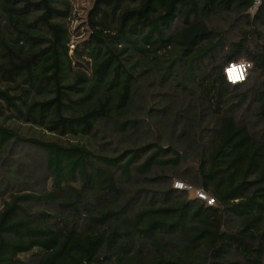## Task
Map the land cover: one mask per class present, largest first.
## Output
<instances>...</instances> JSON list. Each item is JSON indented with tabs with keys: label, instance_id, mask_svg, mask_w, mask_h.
<instances>
[{
	"label": "trees",
	"instance_id": "16d2710c",
	"mask_svg": "<svg viewBox=\"0 0 264 264\" xmlns=\"http://www.w3.org/2000/svg\"><path fill=\"white\" fill-rule=\"evenodd\" d=\"M74 18L0 0V264H264V0Z\"/></svg>",
	"mask_w": 264,
	"mask_h": 264
},
{
	"label": "built area",
	"instance_id": "2783aa9c",
	"mask_svg": "<svg viewBox=\"0 0 264 264\" xmlns=\"http://www.w3.org/2000/svg\"><path fill=\"white\" fill-rule=\"evenodd\" d=\"M260 0H255V5H257ZM250 64L246 60H242L240 62L229 63L224 69V75L228 82L230 83H238L245 79ZM235 70L236 77H233L232 70ZM173 186L176 189L184 190L186 192L191 193L194 197L199 200L205 201L207 204H213L214 200L211 197H208L201 189H195L192 185L185 184L181 181H175Z\"/></svg>",
	"mask_w": 264,
	"mask_h": 264
},
{
	"label": "rangeland",
	"instance_id": "374dc122",
	"mask_svg": "<svg viewBox=\"0 0 264 264\" xmlns=\"http://www.w3.org/2000/svg\"><path fill=\"white\" fill-rule=\"evenodd\" d=\"M73 4L75 7V18L73 20L72 28L73 30H76L79 28V30H82V22L84 21V17L87 13V11L90 9L92 0H73ZM75 32V31H74ZM74 39H77V37L74 35ZM190 196H192L191 193L188 192Z\"/></svg>",
	"mask_w": 264,
	"mask_h": 264
},
{
	"label": "bare ground",
	"instance_id": "6f19581e",
	"mask_svg": "<svg viewBox=\"0 0 264 264\" xmlns=\"http://www.w3.org/2000/svg\"><path fill=\"white\" fill-rule=\"evenodd\" d=\"M231 72H232L233 77H236V72H235V70L233 69Z\"/></svg>",
	"mask_w": 264,
	"mask_h": 264
}]
</instances>
